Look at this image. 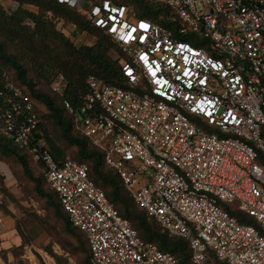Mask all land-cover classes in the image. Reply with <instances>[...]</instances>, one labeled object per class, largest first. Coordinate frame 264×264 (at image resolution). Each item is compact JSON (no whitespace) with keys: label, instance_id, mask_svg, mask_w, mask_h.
I'll list each match as a JSON object with an SVG mask.
<instances>
[{"label":"built area","instance_id":"1","mask_svg":"<svg viewBox=\"0 0 264 264\" xmlns=\"http://www.w3.org/2000/svg\"><path fill=\"white\" fill-rule=\"evenodd\" d=\"M59 1L118 45L114 58L127 79L119 87L89 76L78 109L66 103L76 129L103 151L136 205L188 243L194 264H264V0H145L156 20L112 1L87 10V0ZM5 81L2 130L44 164L47 183L87 237L91 263L179 264L139 236L88 165L58 162L45 140L33 142L34 104ZM65 86L62 76L52 89ZM4 203L0 194V211Z\"/></svg>","mask_w":264,"mask_h":264},{"label":"trees","instance_id":"2","mask_svg":"<svg viewBox=\"0 0 264 264\" xmlns=\"http://www.w3.org/2000/svg\"><path fill=\"white\" fill-rule=\"evenodd\" d=\"M12 1L18 4L14 11L7 10L0 1V105L9 93L5 87V79L9 77L34 104L39 124L33 134V142L47 140L48 149L56 161L67 158L49 134L45 121L51 120L58 126L66 148L73 150L71 159L88 165L91 180L105 192L120 214L132 223L139 236L176 256L179 264H194L188 243L171 236L136 205L117 171L107 166L103 151L76 129L74 116L66 107V103H70L78 109L83 103L90 93L87 84L89 76H96L109 85L127 86L121 62L113 55H121L118 45L89 21L82 11L72 9L67 3L59 0ZM97 1L132 6L141 17L157 19L145 0H87L83 10ZM58 20L88 33L95 38L94 43L76 45L72 37L57 27ZM62 76L66 86L61 93H56L52 84ZM42 86H48L47 90ZM0 162L6 163L19 179L27 183L29 193L40 202L42 209L49 212L54 239L77 258L78 264H92L87 237L70 222L58 195L47 183L44 164L34 159L30 149L20 148L13 138L7 137L1 124ZM231 212L241 222L253 223L241 212Z\"/></svg>","mask_w":264,"mask_h":264},{"label":"rangeland","instance_id":"3","mask_svg":"<svg viewBox=\"0 0 264 264\" xmlns=\"http://www.w3.org/2000/svg\"><path fill=\"white\" fill-rule=\"evenodd\" d=\"M0 1L9 11H14L18 7V4L12 0ZM29 9L35 10L33 7ZM57 27L72 37L71 39L78 46L94 43L91 36L74 33L70 25L58 23ZM113 55L115 56V53ZM47 87L42 86V89L47 90ZM45 123L54 142L64 150L65 157L72 158L73 150L66 148L58 126L51 120ZM45 142L49 147L47 140ZM12 175L10 184L0 176V194L5 198L4 206L0 211V220L4 222L0 230V264H78L77 258L65 251L54 239L53 221L49 212L42 209L40 202L29 193L27 183L19 179L13 171ZM8 214L12 215L13 225H7L4 221V217Z\"/></svg>","mask_w":264,"mask_h":264},{"label":"crops","instance_id":"4","mask_svg":"<svg viewBox=\"0 0 264 264\" xmlns=\"http://www.w3.org/2000/svg\"><path fill=\"white\" fill-rule=\"evenodd\" d=\"M0 176L4 178L5 182H8L7 184H10L13 178L10 167L4 162H0ZM4 221L7 225H13L12 215L8 214V216L4 217Z\"/></svg>","mask_w":264,"mask_h":264}]
</instances>
